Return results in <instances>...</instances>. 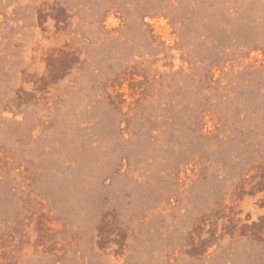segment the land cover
Masks as SVG:
<instances>
[{
    "label": "rangeland",
    "instance_id": "1",
    "mask_svg": "<svg viewBox=\"0 0 264 264\" xmlns=\"http://www.w3.org/2000/svg\"><path fill=\"white\" fill-rule=\"evenodd\" d=\"M0 264H264V0H0Z\"/></svg>",
    "mask_w": 264,
    "mask_h": 264
}]
</instances>
